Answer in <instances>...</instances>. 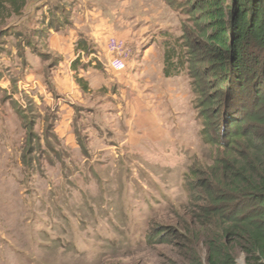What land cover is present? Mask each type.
Instances as JSON below:
<instances>
[{
    "label": "rangeland",
    "instance_id": "374dc122",
    "mask_svg": "<svg viewBox=\"0 0 264 264\" xmlns=\"http://www.w3.org/2000/svg\"><path fill=\"white\" fill-rule=\"evenodd\" d=\"M188 1L27 0L9 22L21 29L1 33L0 264H207L217 231L195 218L190 185L219 148L185 47L200 30ZM84 23L87 51L59 85L49 38ZM96 29L122 33L103 39L109 58L111 39L129 45L126 71L96 59ZM166 50L186 63L171 78ZM230 249L246 264L238 242Z\"/></svg>",
    "mask_w": 264,
    "mask_h": 264
},
{
    "label": "trees",
    "instance_id": "16d2710c",
    "mask_svg": "<svg viewBox=\"0 0 264 264\" xmlns=\"http://www.w3.org/2000/svg\"><path fill=\"white\" fill-rule=\"evenodd\" d=\"M188 3L200 30L185 47L207 92L201 93V116L212 125L208 140L219 148L214 164L201 177L195 174L190 185L195 218L203 228L217 231L206 262L236 264L230 245L238 242L246 264H264V0ZM26 7L27 0H0V33ZM83 50L87 47L81 39L77 51ZM173 60L166 50L167 78L177 76L186 64ZM77 82L89 90L83 78Z\"/></svg>",
    "mask_w": 264,
    "mask_h": 264
},
{
    "label": "crops",
    "instance_id": "0c3cea01",
    "mask_svg": "<svg viewBox=\"0 0 264 264\" xmlns=\"http://www.w3.org/2000/svg\"><path fill=\"white\" fill-rule=\"evenodd\" d=\"M27 8V7H26ZM91 14V15H90ZM85 13L84 15V20H86V22H89V19H92V13ZM22 22V21H21ZM20 21H16L15 23H10L6 28L2 29V32H5L6 30H11L13 27L15 30H19L21 29L22 25L24 23H21ZM74 26H77L76 28H68L65 31H63V34H55L52 32V35L49 38V48H50V52H52L53 54L60 56L62 59L61 64L59 65V67H57L56 70H54V74H55V81L57 84L59 85H71L72 84V80H73V63L76 60V54L79 56V52L77 51V46H78V41L81 38H86L87 35L85 34V27L87 26L85 23L80 25L77 24ZM113 31V30H112ZM111 30L109 31H104V33H101L102 31L99 30H94L92 32V37H89L90 40H94L93 38L98 37L99 39L94 40L93 44L94 45V49H96L98 52V56H96V59H98V61H102V58H104L105 60H107V63H109L111 57L109 58L107 55V49L106 46L104 45L105 41L104 39H107L108 37H111L113 34H117L119 36L122 37V33H117L115 31L112 32ZM51 32V30H50ZM0 33V36H1ZM121 34V35H120ZM90 35V36H91ZM104 38V39H103ZM127 47L129 48V45H127ZM19 49L21 50H26L27 51V56L28 54H30V47L27 46L25 43H21V45L19 46ZM130 50V48H129ZM130 53L132 54V51L130 50ZM12 54V58L14 59H18L19 57V51L17 48H13L11 51ZM132 58H133V54H132ZM132 58L129 60H132ZM1 62H4L6 64V69H4V76L3 78L0 80V88H2V90H5L6 87H2V85H6L8 84V79H7V74L6 72L9 73L7 64L10 61V59L8 57H6V54L4 56L1 57ZM79 72H84V70H81ZM76 73V71H75ZM83 76V75H82Z\"/></svg>",
    "mask_w": 264,
    "mask_h": 264
},
{
    "label": "built area",
    "instance_id": "2783aa9c",
    "mask_svg": "<svg viewBox=\"0 0 264 264\" xmlns=\"http://www.w3.org/2000/svg\"><path fill=\"white\" fill-rule=\"evenodd\" d=\"M108 51L112 55L108 65L116 72H124L128 69L129 60L132 58L127 44L115 39H111L108 44Z\"/></svg>",
    "mask_w": 264,
    "mask_h": 264
}]
</instances>
